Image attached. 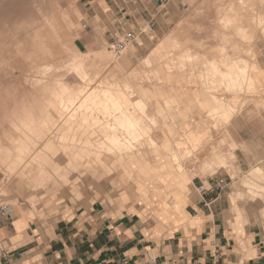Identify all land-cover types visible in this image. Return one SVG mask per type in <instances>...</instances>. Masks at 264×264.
Here are the masks:
<instances>
[{"label":"rangeland","instance_id":"rangeland-1","mask_svg":"<svg viewBox=\"0 0 264 264\" xmlns=\"http://www.w3.org/2000/svg\"><path fill=\"white\" fill-rule=\"evenodd\" d=\"M64 1L65 0H49V1L48 0H0V11H1L0 12V111L2 110L4 115H7L9 111L12 112L19 109L21 111V109L28 108L30 104L31 107H33L32 113H37L38 111L40 112V109L38 107L42 108L47 102L51 103L52 99L54 100V98L55 101L56 99H60L61 97L64 100H67L70 97L75 98L74 94L72 93V95H70V92H68L67 89H63V94L60 93L63 86H67V87L71 86L72 89L76 88L77 86L75 85L73 87L70 78L65 76V79H61L59 77L62 76L61 73H56V72L47 75L42 80L44 81L42 85L39 86L44 90L48 91L46 97L45 96L40 97L37 95L36 97H34V99L33 97L19 98L20 100L16 98L17 89L20 91V94H22L21 92L24 84L32 83V82L35 83L40 79V71L44 65L50 64L54 68L57 67L61 68L62 66H64V63L67 60V56H66L67 54L62 48V46L64 45L69 50L72 51L75 50L80 54H84L86 56L88 55L86 66L88 69V67L92 65L90 67L91 69H88L92 77L93 76L95 77L98 74L100 76L101 75L107 76L112 72V67H110L111 65L109 66V64H107L108 65L107 66L106 61L103 58V54L106 52L107 53L110 52L109 54L112 55L111 57L113 58V61L115 60L120 64L124 73L129 74L130 70L132 69L136 70L137 67H138L137 69L140 68L146 69L143 68L142 65L140 64L142 59L148 56L149 53L152 51V49L155 48L160 41L164 40V37L166 39V37L178 27H180L181 29L179 31L180 42H182L183 39L187 40V38L190 37L191 35L194 36V38L196 39L194 42L201 40L200 43L203 42L202 44L205 43L207 45L206 46L204 44L203 47L201 48L197 46L198 44L195 45L197 48L196 51L198 52L200 48V50L202 49L204 51H199V52L203 53L204 55L206 54L205 56L210 58L212 55L211 52L212 53L214 52L211 50L210 47H212L214 43L216 44V39H213L214 36L213 34L221 30L220 26H218L214 22V18H216L215 15L216 12L214 14V10H216L215 3H217V5L219 6L218 9L220 10L227 8L229 4L238 3V1L236 0H216V1L215 0H208V1L170 0L169 4L166 7H160L157 5L152 6L149 0H75V1L72 0L74 2L68 0L67 4H66L67 1L65 2ZM70 1L74 4H72ZM249 1L250 2L252 1L251 3L254 2V4L256 3V8L258 10V12L257 11L256 12L257 13L260 12L261 14L258 15L261 16V19H263L264 0H255V1L247 0L246 2L250 3ZM68 7L71 8L73 7L74 10L72 15H71L72 10L71 8ZM67 10H69L68 11L69 13L67 12ZM69 14L73 17L74 20L72 19V17L70 18ZM52 15H56V20L54 19L55 16L52 17ZM66 16L69 18H67ZM206 16H208L209 18L207 19ZM44 17L46 18L48 17V18L46 19ZM49 17L52 19L53 22L54 20L58 21L56 23L63 28L62 30L65 32V33L63 32L64 34L61 33L60 31L58 32L57 30L56 32H58L59 37L57 35L55 36V34L57 33H55V30L53 29V25H56V23L54 22L53 24V22ZM161 17L166 21L162 24H158V23L157 24L160 27L164 26V30H163L164 33L157 36L155 35L157 24H155L154 28H152L153 31H150L148 29V24H149V20L150 21L152 20V22L154 23V21L159 20V18ZM246 17H248L247 19H249V15H247ZM43 18L47 22L49 20L48 22L49 24L46 22V25L49 26V27L47 26L48 28L47 31H45V28H43V26L46 27L44 24L45 20ZM64 18L65 21L63 20ZM118 18L120 19L124 18L125 22H128L129 28L134 29L136 25L141 26L142 29H144L145 33L141 35H136L135 41L128 46V48L122 53V55L115 56L111 49V43H112V32L115 30L116 27L114 22ZM68 19L72 21L69 25L65 24L66 21H68ZM34 21L35 22L38 21V23L37 22L34 23ZM76 22L79 25L78 29H74V25L72 24ZM29 23H31L32 25L35 24L34 28L35 26H38V28L36 27L37 29H42V31L46 32L44 33V35L46 34L45 36H47L46 40L45 37L43 38L44 36L43 33H40L39 30H37L38 32L35 33L36 36H39L38 33L42 34L38 38L36 37L37 41L38 40L41 41V39H43V41L45 40V42L44 43L42 42L43 44L39 48L37 46L35 47L34 46L35 43H33L35 37L34 30H36V28L34 30L32 28L31 30L30 28L33 26L32 25L30 26ZM63 23L66 25V27L64 26ZM262 24L263 27L256 31V38L251 43L252 54L249 53L251 54L250 56H248L249 54L248 55L242 54L244 58H247L246 60L251 65L255 64L257 67V71L254 70L255 73L252 71L253 72L252 76L256 75L258 81H256L257 83L255 85L259 89L253 88L248 93L244 91L245 93L243 92L241 93V95H239L238 97L239 100L237 99V105L232 110V119H230L229 122H226V124L225 122L220 121L219 123L222 122V124H220L222 126L219 125V127L215 128L218 130H215L214 128L212 129V134H211L212 137L209 135L210 136L209 141L206 144L204 151L202 152L197 151L198 153H200L197 155V159H194L195 157L193 156H191V158L189 159L186 157L185 160H183L184 157H182L181 159V161L183 162L182 173L183 171H186L187 174L189 172L195 173L194 175H196L203 182L204 186L206 187L208 186V183L206 182L207 179L208 181L214 180L215 182L217 180H221L223 182L225 186L220 191L219 203L221 207H228L227 210L228 212H226L225 215L229 219V221H232L234 219V216L231 215L229 211L231 208L230 195L233 193L235 184L243 176L249 174L252 168L262 167L264 165V161H262L256 164L255 166L249 167L247 170H240L239 167L237 166V160L235 156V146L233 145L232 142L231 145L229 144L230 136L227 132L228 128L230 126H234L235 122H237L238 119L236 118H245L244 120L248 121L249 126L258 127L264 125V119H263L264 116V22H262ZM20 26L21 28L22 27L24 28L25 26L27 28L25 27L26 30L22 28L23 30H25L22 31ZM60 33H61V37L59 35ZM47 38L50 41L52 39H56L54 40L55 41L54 45H56L58 40H60L57 44L58 46L60 45L59 48L56 45V47L49 49L52 46V44H50L51 46L46 44L49 41L47 40ZM186 40L183 41L185 42V44L187 43ZM29 41H31L30 42L31 44L30 43L27 44ZM54 41H51L50 43H54ZM60 42L63 43L59 44ZM185 44L183 43L182 45L184 46ZM240 44L242 46L241 50L243 49V46L245 50L248 48L241 41ZM28 45H30V47H28ZM43 45L45 47L47 45L48 47V48L46 47L45 51L41 50L44 49ZM60 48L63 49L64 52V53L62 52L63 57L61 56L62 55L61 53H60L61 57L59 56V52L62 51V49ZM209 48L210 50H208ZM21 52L22 54L21 56H19L18 53ZM58 56L60 57L59 59L57 58ZM127 56H128V60L126 61V65L123 66L122 62H125V58ZM91 70L94 72L97 71L98 73L97 72L93 73ZM55 78L61 80L59 85L55 87L54 90L53 83L55 81ZM108 81H110L109 83H113L116 82L117 80L116 78H114L112 80L108 79ZM176 86H178L177 89L180 88L179 84H174V87L173 88L171 87L172 89L170 90V92H172L173 90L177 91ZM50 89L53 90L51 91ZM221 93L223 92L221 91L220 93L217 92L216 96L221 97L222 99H225L227 97L224 101L227 102L228 104L229 100L227 101V99H230L229 104H231L232 97H234L235 95L231 93L230 94L225 93L223 95ZM219 94H221L222 96H219ZM163 98H166V94L163 96ZM26 99H29V101H26ZM38 102L40 105H38ZM33 105H36L38 107H34ZM194 106L197 107L198 105L195 104ZM180 107L181 106H178V108L175 107L174 109L168 111L163 110L162 112L163 117L160 118V120L162 121L161 123L164 122V132L166 129L165 128L166 122H169L170 125L173 126L171 130L177 131V128L183 122L187 123L188 121L191 122L193 120L192 121L193 123H191L192 126H190V128L191 127L194 128L195 121L201 117L200 115H203L206 112V111L205 112L201 111L200 113L195 114L188 110L185 113L186 116H184L182 115L183 111L181 110L182 113L181 116H183L184 118L183 119L179 114L175 116L176 115L175 110H178ZM49 109L51 110V108H48L45 110V112L43 111L44 113L42 114V116L43 117L48 116L50 118L52 115L53 119L55 120L56 115L53 116L54 112L52 114V112ZM85 112L86 111L83 109L82 113L86 114ZM171 113L174 114L173 118L170 115ZM175 120L176 123H174L175 124L174 125L171 122ZM8 129L9 128L7 127L4 128V130H8ZM105 130L108 131L107 129ZM8 131L11 132V130ZM97 135L101 137L98 133L96 134V136ZM168 135H170V133ZM173 135H175L176 138L179 136V135L177 136L176 134ZM99 137L97 138V140H99ZM160 137L161 138L166 137V134L160 133ZM183 137L185 136L183 135L182 138ZM179 138L180 137H178V139ZM14 140H15V136H14ZM102 141H100L99 143H102ZM1 146L6 148L8 147L9 150H11L12 152V147H9L10 145L5 143H0V147ZM212 147L215 149L214 150L211 149ZM212 150L213 151L216 150V152L213 154ZM98 151H100L99 153L103 154L105 149L104 150L98 149ZM98 151L95 152L97 153ZM148 152L150 151H147V153ZM197 152H193L192 155H194V153L196 154ZM232 153L234 154L235 159ZM90 156L92 157V155ZM162 157L163 156L161 155L160 159L158 160L159 162L155 164V168L157 167L156 169L158 173L156 177L153 179L149 176L151 172H148L153 167L150 166V164L145 165L143 162H141L142 163L141 165H143V167L140 174H138L139 170H137L136 172L137 175L135 177L138 180V182H136L133 176L129 178L128 176L119 178L120 174L123 175L122 173L123 167L117 166V168H115L113 162H111L108 165L102 164L100 162L101 158H96V154H93V158L91 160V164H92L91 167L94 168L100 166V169L107 173H108L107 170L109 168L112 174H107L105 172H96L93 174V172H91L86 174V176L80 177L77 176L76 173H72L68 183L64 184L62 182H59V188L57 192L49 194L47 198L38 196L36 197V202L33 204L28 202V200L26 199L25 196L27 195V193H25L24 195H19L16 191V186L14 182L8 181L7 178H2L0 176V190L2 186L9 188L11 190V193H9L8 195H3L0 192V202H2L5 205H9L10 207L18 206L20 208L22 207L29 208L32 212H34L35 214L34 216H37L42 219H46V218H60V216L66 217L70 215L73 211L76 214L80 213L85 215L88 212V209L95 201H103L104 199L108 200L109 203L115 206L116 202L118 203L119 201H121L123 190L127 192V194L129 193L132 194L131 196L132 198L130 197L127 200V202H131V204L135 203L137 197H139L142 202H144L147 198L148 201L150 200L152 201L153 198H150L149 193L146 192V188H147L146 184H149L152 187H159L160 185H162L161 176L163 178V176L165 175L164 172H166L167 170H172L174 172L175 170L174 167L172 169L162 170L165 166V161L162 159ZM212 157L217 159L216 163L212 165L211 164L206 165L205 163H207L210 159H212ZM6 165L7 163L3 166L0 165V169L8 170V168H6ZM220 166H225V168L219 169ZM201 167H205V169L209 171L201 172L199 171ZM75 176L79 178L76 183L74 180ZM196 176H193V178ZM122 178H124V180ZM150 179H152L153 181ZM145 194H146L145 197L146 199L142 200V197H144ZM197 198H199V196ZM166 201L170 205H175V201L173 198H167V200L163 198L161 201L162 204L160 203L159 199L154 200L153 202H155L159 206H163V205H167ZM236 205L238 206L242 217L243 218L248 217V222L241 224L245 236L253 232L261 234L262 236L264 234V216L262 215V212L264 210V197L260 203H256L254 201H251L248 195H245L244 198H242L240 201L236 203ZM243 243H244L243 250L253 249L252 246L248 245L246 241H244ZM240 257H241V261L244 262L249 258L248 256L245 255L244 252L241 253Z\"/></svg>","mask_w":264,"mask_h":264},{"label":"bare ground","instance_id":"bare-ground-1","mask_svg":"<svg viewBox=\"0 0 264 264\" xmlns=\"http://www.w3.org/2000/svg\"><path fill=\"white\" fill-rule=\"evenodd\" d=\"M65 1H67V4L68 0ZM236 1H238V3H233L235 5L229 4L227 8L221 10L218 9L219 6L214 2L216 4V10H214V14L216 12V18H214V22L220 26L221 30L219 32L215 31L216 33L213 34V39H216V44L214 43L212 47L209 46L211 50L214 51V55L211 52L212 55L211 57L209 56L210 58L206 57V54L204 55L199 52L204 51L202 49L200 50V48L203 47L205 43H200L201 40L194 42L196 40L194 36L191 35L188 38L186 37L187 40L183 39V41H187L186 44L183 41L180 42L179 31L181 29L178 27L172 31L166 39L164 37V40L160 41L149 55L142 59L140 64L146 69L140 67V69H137V67L136 70L132 69L134 71L130 70L129 74L124 73L120 64L115 60L113 61L112 55L109 54L110 52H106L103 54V58L106 61V65H111L112 72L107 76H100L98 74L92 77L88 70L91 69L90 67L92 65L88 67V69L86 66L88 55L80 54L75 50H69L65 45H61L67 54V60L64 66L61 68H54L50 64L44 65L40 71V79L37 82L24 84L20 98L33 97L34 99L37 95L46 97L48 91L39 86L44 82L42 80L53 72L61 73L62 76H59L61 79H65V76H67L70 78L73 87L75 85L77 86L73 89L71 86H63L60 91V93L63 94V89H67L70 95H72V93L74 94L75 98L70 97L64 100L61 97L60 99H56V101L54 98L51 103L46 100L47 103L42 108L33 105L40 109V112L38 111L37 113H32L33 107H31L30 104L28 108L21 109V111L19 109L17 113L14 112L12 114L14 120H21L17 123V126L22 128L20 129V136L18 138L16 137L17 141L15 140L14 143L18 144V146L24 144L32 150L29 156H23V158L33 161L38 159L40 162H43L48 158V154H57V149V159L60 164L68 167L72 159L84 160L91 163L93 154H96V158H101L100 162L102 164L108 165L113 162L115 168H117V166L123 167V175L120 174V176L122 175L123 177L131 175L136 176V170H139L140 174L143 167L141 162L145 165L150 164L153 168L148 171L151 172L148 174L154 178L158 173L155 168V164H157L156 160H159L162 155V159L165 161L163 170L172 169L174 167L175 174H179L178 176H183L191 180L193 176H196L194 175L195 173L189 172L188 174L185 173L182 175V157H184L183 160L186 158L189 159L191 156L197 159V155L200 154L197 151L202 152L205 150L209 137L212 134V129L219 127V125L222 124V122L219 123L220 121L226 124V122H229L232 118V110L237 105L239 95L244 91L248 93L253 88L259 89L255 85L257 83L255 81L256 75L252 76V73L257 71V67L255 64L251 65L242 54H252L251 43L256 38V31L263 27L262 22H264V18L262 17L263 19H261V16H259L261 13H257L256 3L254 4V2L251 3L252 1H249L250 4L246 2L247 0ZM71 10L72 15L74 10L73 7ZM68 11L69 10H67V12ZM71 15L70 18L72 17ZM247 15H249V19H247ZM54 16L56 20V15H52V17ZM206 17L207 19L209 18L208 16ZM55 20V23L58 22ZM63 20L65 21V18ZM36 22L38 23V21ZM36 22L34 21V23ZM46 22L45 20L44 24L46 27L43 26L45 31L48 30ZM71 22L72 21L68 19L65 24L69 25ZM29 24L30 26L32 25L31 23ZM65 24L64 26L66 27ZM72 24L74 25V29L79 28L77 22ZM34 25L35 24L32 25L33 27L29 28L31 30L32 28L33 30L36 27L38 28V26L34 28ZM25 27L22 28L25 29ZM37 28L34 30V35L38 32L37 30L43 33V35L46 33L42 31V29ZM23 29L22 31L26 30ZM53 29L55 33H57L55 36H58L59 31L61 33L64 32L62 30L63 28L57 23L53 25ZM57 30L58 32H56ZM40 33H38L39 36L42 35ZM61 33L59 34L60 37ZM45 35L43 38L45 37L46 40L47 36ZM39 36L35 35L33 41V43H35L34 46L38 48L45 42L43 39L37 41L36 37L38 38ZM47 40L49 39L47 38ZM54 40L56 39H52L51 41ZM51 41H46L47 45L52 44L49 49L56 47L60 40H58L56 45H54L55 41L54 43H50ZM240 41L248 47L246 50L244 46L241 50L242 46ZM30 42L31 41L27 44ZM61 43L63 42L59 44ZM183 43L185 44L184 46L182 45ZM195 45L200 47L198 52L196 51L197 48ZM59 46L57 45L58 48ZM28 47H30V45H28ZM46 47L44 46V49L41 50L45 51ZM210 48L208 50H210ZM63 49L59 52V56L62 54L61 56L63 57ZM21 54L22 52L18 53L19 56H21ZM59 56L57 57L58 59L61 57ZM92 72L95 73L97 71ZM114 78H116L117 81L109 83L110 81H108V79L112 80ZM61 79L55 78L53 83L54 90L55 87L59 85ZM174 84H179L180 90H173V102H171L167 98H163V96L174 87ZM53 89L50 90L52 91ZM220 91L223 92L221 93L223 95L225 93L235 95L232 97L231 104H229L230 99H227V101L229 100L228 104L224 101L227 97L222 99L216 96V93H220ZM221 94H219V96H222ZM176 97H178V100L182 103L181 110L183 114L181 112L180 114L186 116L185 113L189 110L190 106L193 105L194 108L195 104L198 105L197 107L199 110L204 109L206 112L200 115L201 117L199 119L196 118L197 120L194 123V128L191 127L193 129L190 128V126H192L191 123H193L191 119V122H183L177 128V131L169 130L170 135L161 138L160 133L164 132V122L161 123L162 121L160 120V118L163 117L162 112L163 110L168 111L180 106V104L177 103ZM26 101H29V99H26ZM38 105H40L39 102ZM48 108H51V110H49L52 114L54 112L53 116L56 115L55 120L52 115L50 118L48 116H42ZM83 109L86 111V114L82 113ZM170 115L173 118V113ZM171 123H176V120ZM97 133L101 137L98 135L96 136ZM166 133L167 132H165V134ZM173 134L179 135L178 137L180 138H176ZM183 135L185 136L183 137L184 140L182 138ZM98 137L99 140H97ZM100 141H102V143H99ZM53 146H56L54 148L55 150ZM98 149H105V151L101 154ZM211 149L214 150L215 148L212 147ZM95 151L98 152L96 153ZM147 151L150 152L147 153ZM193 152L197 153L192 155ZM215 152L216 150L213 151V154ZM90 155H92V157ZM216 160V158L212 157V159L205 164H215ZM67 167L60 169V174L66 177L69 176V168ZM43 175L47 174L41 171L40 176ZM255 175L264 179V165L262 168L256 169ZM249 186L253 187L252 184ZM258 189L261 191L264 190L263 188Z\"/></svg>","mask_w":264,"mask_h":264},{"label":"crops","instance_id":"crops-1","mask_svg":"<svg viewBox=\"0 0 264 264\" xmlns=\"http://www.w3.org/2000/svg\"><path fill=\"white\" fill-rule=\"evenodd\" d=\"M149 1L152 6H156ZM119 20L120 18L116 19L114 23ZM165 21L162 17L154 23L149 20L148 29L153 31L155 24ZM157 26L155 35L158 36L164 33V26ZM139 28L144 30L139 25L134 29L129 28L128 22L125 23V29L134 30L136 35L143 34L138 31ZM127 60L128 56L122 62L123 66ZM255 81H258L257 77ZM177 88L178 86V91L180 88ZM16 93V98L19 99L20 91L17 89ZM173 95V91L166 92V98L171 102ZM176 99L182 109V103L178 97ZM181 109L175 110L176 116H181ZM189 111L197 114L206 110H199L191 105ZM14 112L17 113L18 110L9 111L7 115L0 111V143L12 147V152L8 147H0V165L7 163L8 168L0 169V176L14 182L19 195L27 193L25 197L28 202L33 204L36 197L47 198L49 194L57 192L59 182L68 183L72 173L83 177L91 172H105L100 166L93 168L91 163L78 159H72L68 167L63 166L57 159V149V154H48L43 162L38 159L22 160L32 150L24 144L18 146L14 143L22 129L17 126L21 120L16 121L12 116ZM236 119L235 125L230 126L227 131L230 136L229 144L232 142L235 146L239 169L247 170L264 161V125L253 127L249 126L245 118ZM5 127L11 132L4 130ZM172 127L169 122L165 123L166 135ZM63 167L69 168L68 177L60 174ZM262 167L252 168L249 174L235 184L230 195L229 213L234 216L232 221L225 215L228 207L220 206L219 196L199 193L198 188L203 182L197 176L188 180L172 170L164 172L163 178L161 176L162 185L159 187L146 184V192L153 198L152 201H148L145 194L142 197V200L146 199L144 202L137 197L135 203L131 204L127 200L132 194L123 190L121 201L116 202L115 206L104 199L95 201L85 215L73 211L66 217L46 219L34 216L29 208L11 207L10 213L0 218V264H120L122 260H127L130 264H264V234L261 236L253 232L245 236L241 224L248 222V217L243 218L236 205L245 195L256 203L262 201L264 190L258 188L264 189V179L255 175L256 169ZM223 168L225 166H220L219 169ZM41 171L47 175L40 176ZM107 171L105 173L112 174L109 168ZM200 171L209 170L201 167ZM184 172L187 173L183 171V175ZM77 176L74 177L75 183L79 179ZM132 176L138 182L135 175L128 178ZM121 177L123 176L119 178ZM206 182L208 183V179ZM0 192L8 195L11 190L2 186ZM163 198H173L175 205L166 201L167 205L159 206L153 202L159 199L162 204ZM262 215L264 216V210ZM244 241L253 249L243 250ZM243 252L249 257L245 262L240 257Z\"/></svg>","mask_w":264,"mask_h":264},{"label":"built area","instance_id":"built-area-1","mask_svg":"<svg viewBox=\"0 0 264 264\" xmlns=\"http://www.w3.org/2000/svg\"><path fill=\"white\" fill-rule=\"evenodd\" d=\"M155 5L157 6H165L167 5L170 0H151ZM125 20L124 18H121L117 23L115 24V30L112 32V43H111V49L115 56H120L122 53L128 48V46L135 41L136 34L134 30H126L125 29ZM139 32L144 33V30L138 29ZM224 184L221 180H217L214 182L208 181V186H204L203 184L200 185L198 188L199 193H210V194H216L218 197L220 194V191L224 188ZM11 207L9 205H5L2 202H0V218L7 216L10 213ZM1 250V246H0ZM120 264H130L127 260H122ZM139 264H165L163 262H145V263H139ZM190 264H220L216 262L212 263H205V262H193Z\"/></svg>","mask_w":264,"mask_h":264}]
</instances>
